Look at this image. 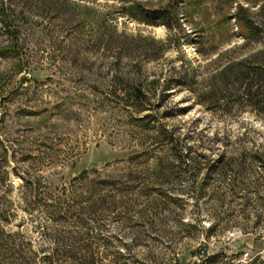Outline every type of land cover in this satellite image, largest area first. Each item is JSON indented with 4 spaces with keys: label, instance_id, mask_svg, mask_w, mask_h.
<instances>
[{
    "label": "rangeland",
    "instance_id": "1",
    "mask_svg": "<svg viewBox=\"0 0 264 264\" xmlns=\"http://www.w3.org/2000/svg\"><path fill=\"white\" fill-rule=\"evenodd\" d=\"M1 5L0 264H264V108L202 95L264 0Z\"/></svg>",
    "mask_w": 264,
    "mask_h": 264
},
{
    "label": "trees",
    "instance_id": "2",
    "mask_svg": "<svg viewBox=\"0 0 264 264\" xmlns=\"http://www.w3.org/2000/svg\"><path fill=\"white\" fill-rule=\"evenodd\" d=\"M241 10L240 8L239 11ZM6 14V10L1 5L0 24L4 25ZM161 16L165 19L168 14L162 13ZM3 17L4 19H2ZM162 25L169 28L167 23ZM237 26L239 34L245 42L256 37L259 32L264 36V31H259L257 27L251 24H243L239 21ZM9 27L10 25H5L7 30ZM11 33L14 34V31ZM13 38L15 39L16 36L14 35ZM0 54L5 57L17 55L13 46L6 47ZM184 72H189L193 76L196 71L185 69ZM208 79V88L202 94L207 100L227 105L234 97L236 98L235 101H232L234 103L245 102L257 109L264 108V47L242 60L228 61L210 75ZM130 94L135 100L145 96L141 89L136 87H132Z\"/></svg>",
    "mask_w": 264,
    "mask_h": 264
}]
</instances>
